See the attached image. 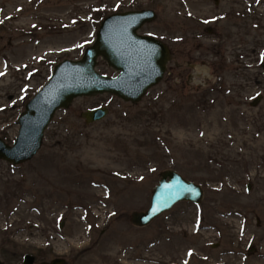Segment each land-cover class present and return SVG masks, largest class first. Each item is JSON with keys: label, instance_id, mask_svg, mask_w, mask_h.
Segmentation results:
<instances>
[{"label": "rangeland", "instance_id": "rangeland-1", "mask_svg": "<svg viewBox=\"0 0 264 264\" xmlns=\"http://www.w3.org/2000/svg\"><path fill=\"white\" fill-rule=\"evenodd\" d=\"M144 9L156 17L139 33L170 49L163 79L138 103L78 97L32 160H0L7 264L43 250L67 264L76 250L74 264H264V0H0V137L15 140L27 101L95 42L102 14ZM102 106L104 119L82 117ZM168 169L203 201L134 225Z\"/></svg>", "mask_w": 264, "mask_h": 264}, {"label": "water", "instance_id": "water-1", "mask_svg": "<svg viewBox=\"0 0 264 264\" xmlns=\"http://www.w3.org/2000/svg\"><path fill=\"white\" fill-rule=\"evenodd\" d=\"M155 17L151 10L106 17L101 22L95 43L85 50L83 57L66 59L56 65L51 79L26 104L19 118L20 129L14 144L11 146L0 138V159L15 164L31 159L40 149L44 132L56 111L68 108L77 97L111 93L137 103L147 89L163 77L169 58V49L163 42L153 36L138 34V30ZM99 58H104L120 74L109 77L99 73L96 69ZM107 112L108 109L103 107L87 111L83 116L87 122H94L104 118ZM162 176L154 189L151 207L145 213H133L134 224H149L179 201L202 200V188L176 171H165Z\"/></svg>", "mask_w": 264, "mask_h": 264}, {"label": "flooded vegetation", "instance_id": "flooded-vegetation-1", "mask_svg": "<svg viewBox=\"0 0 264 264\" xmlns=\"http://www.w3.org/2000/svg\"><path fill=\"white\" fill-rule=\"evenodd\" d=\"M0 253L2 252V250H3V247H1L0 246ZM45 250H43V251H41V253H39V252H37V253H35L34 255H35V257H36V260H35V263L37 262L38 264H43L45 261H47V260H44V258L43 257H40V255L41 254H44L43 252H44ZM79 252H82V251H69V255H68V261H69V264L71 263V264H74V262H72V261H70L71 259H74L75 261H76V257H77V254L76 253H79ZM57 257H65V256H60V255H58V256H56V257H54V258H52V259H50L49 261H51V260H53V259H55V258H57ZM66 258V257H65ZM40 259V260H39ZM67 260V259H66ZM76 264V263H75Z\"/></svg>", "mask_w": 264, "mask_h": 264}, {"label": "trees", "instance_id": "trees-1", "mask_svg": "<svg viewBox=\"0 0 264 264\" xmlns=\"http://www.w3.org/2000/svg\"><path fill=\"white\" fill-rule=\"evenodd\" d=\"M105 15H107V14L106 13L102 14V16H105Z\"/></svg>", "mask_w": 264, "mask_h": 264}]
</instances>
